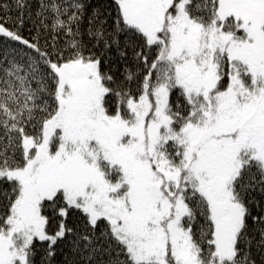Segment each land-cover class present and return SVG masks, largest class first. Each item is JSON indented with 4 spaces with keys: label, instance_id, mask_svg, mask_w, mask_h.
I'll return each mask as SVG.
<instances>
[{
    "label": "snow or ice",
    "instance_id": "6c2138e0",
    "mask_svg": "<svg viewBox=\"0 0 264 264\" xmlns=\"http://www.w3.org/2000/svg\"><path fill=\"white\" fill-rule=\"evenodd\" d=\"M58 251L264 264V0H0V264Z\"/></svg>",
    "mask_w": 264,
    "mask_h": 264
},
{
    "label": "trees",
    "instance_id": "16d2710c",
    "mask_svg": "<svg viewBox=\"0 0 264 264\" xmlns=\"http://www.w3.org/2000/svg\"><path fill=\"white\" fill-rule=\"evenodd\" d=\"M101 2H103V0H101ZM25 34L27 35V33ZM61 247H63V245H61ZM253 251L255 252V249H253ZM63 260H64V255L60 251H58L55 257L54 264H62ZM257 260H259V255H257Z\"/></svg>",
    "mask_w": 264,
    "mask_h": 264
}]
</instances>
